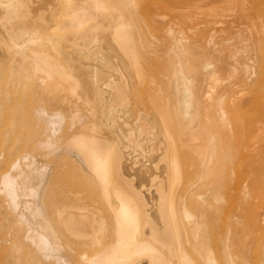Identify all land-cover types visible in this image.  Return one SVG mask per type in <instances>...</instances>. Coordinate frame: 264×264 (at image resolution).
Returning <instances> with one entry per match:
<instances>
[{"label":"bare ground","instance_id":"1","mask_svg":"<svg viewBox=\"0 0 264 264\" xmlns=\"http://www.w3.org/2000/svg\"><path fill=\"white\" fill-rule=\"evenodd\" d=\"M139 1L0 0V264H239L264 229V0Z\"/></svg>","mask_w":264,"mask_h":264},{"label":"rangeland","instance_id":"2","mask_svg":"<svg viewBox=\"0 0 264 264\" xmlns=\"http://www.w3.org/2000/svg\"><path fill=\"white\" fill-rule=\"evenodd\" d=\"M138 5L140 6V8H143L144 6H148L152 8L168 7L170 5V1L169 0H140ZM40 6L43 7V4ZM46 6L47 5H44V7ZM44 7L42 9H44ZM35 12L36 13H34V15L35 14L38 15L40 13V9L38 11L36 10ZM141 91L142 90L140 86V91H139L140 105H141L142 96H143ZM263 174H264V166H256L254 169L253 168L244 169L241 173L239 187L243 190L248 187L249 188L251 187L250 189H254L258 176H261ZM153 190H155V188H153ZM251 191H255V190H251ZM228 199L230 202H233L232 199L230 198ZM226 200L227 199L222 201L224 204L219 203V206L220 207L222 206L221 209H223L224 211L225 210L227 211V209L230 208L229 206H231L232 204V203L228 204L230 202L228 200L227 202ZM258 232L260 233H256V234L254 233L255 235L253 234L252 236L248 237L247 239L248 248H246V250L244 251V255H245L244 257L246 258V260L239 261V264H264V229ZM238 254L240 257H242L243 254H242L241 248L239 249Z\"/></svg>","mask_w":264,"mask_h":264}]
</instances>
